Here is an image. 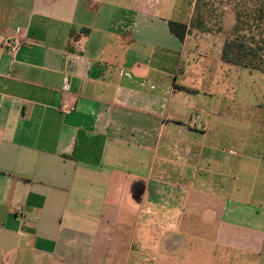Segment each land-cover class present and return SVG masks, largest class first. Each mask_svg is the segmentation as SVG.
I'll return each instance as SVG.
<instances>
[{
  "label": "crops",
  "instance_id": "1",
  "mask_svg": "<svg viewBox=\"0 0 264 264\" xmlns=\"http://www.w3.org/2000/svg\"><path fill=\"white\" fill-rule=\"evenodd\" d=\"M164 2L0 0V264H130L139 225V251L153 228L181 243L167 233L198 226L213 196L226 197L220 226L248 231L264 260V145L214 185L220 134L244 152L251 142L191 116L190 80L207 62H183L191 36L170 32ZM12 38L23 42L15 52ZM153 179L182 184L168 188V214L148 201Z\"/></svg>",
  "mask_w": 264,
  "mask_h": 264
},
{
  "label": "rangeland",
  "instance_id": "2",
  "mask_svg": "<svg viewBox=\"0 0 264 264\" xmlns=\"http://www.w3.org/2000/svg\"><path fill=\"white\" fill-rule=\"evenodd\" d=\"M204 1L208 3V6L203 3L200 6V15L205 17L203 28L192 26L193 19L198 17V12L194 11L196 0H165L164 5L168 11H164L161 16L167 18L169 16L179 22L187 21L191 25L190 34H188L191 36L190 43L183 54V62L192 63L199 59L207 62V65L201 66L198 72L197 76L201 78L190 80L192 86L199 90L196 102L200 106L188 103L190 110L194 112L191 114L193 119L198 121V124L203 123L206 126L211 122L223 126V128L235 125L237 136L242 135L251 142L253 152H244L228 140L227 132H222L216 140L217 145H215L212 156L216 157L217 163L221 165V170L215 169L220 172V176L216 177L218 179L214 180V185L221 184L223 186L229 183L228 173L229 167H231L229 165L232 160L234 158L239 160L247 155L250 157L259 156L264 145L262 137L264 136V73L235 65L217 64L221 60L224 40L233 26L234 17L228 11L220 21L221 17L218 13L221 12V8L227 6H221L220 0ZM220 25H223V32L219 30ZM191 44L193 47L200 48H193ZM188 101L190 100L188 99ZM261 141L263 144L259 143ZM209 155L211 156V153L206 149L204 159L206 160ZM211 175L213 174H208V177L211 178ZM178 182L168 179H153L150 182V192L156 194L154 195L155 201L152 196L148 201L151 205H157L153 207L154 209L159 208L162 212L165 210L168 214V188H171L170 184L176 183V187L181 188L182 184ZM248 182L251 185L253 180L250 179ZM202 183L203 181H201ZM189 189H184V191H189ZM213 197H205V209L199 214L198 226L189 219V225L182 231L170 229V232L167 233L166 241L168 238H174L175 235H181V243L166 244L163 232L159 228H153L157 231L155 242L153 241L146 247L141 245L142 248L139 251L137 246L141 240V231L145 228L142 224L139 225L135 243L132 241L129 245L133 251L130 264L134 263L133 261L139 254L147 258L149 264H264V260L254 258V255L262 252L260 250L262 247L255 243L254 238H250L251 234L247 233L248 231L230 225L220 226L222 205L226 197H222V199ZM238 198L250 201L251 197L242 194ZM182 210L180 209L179 213L186 214L187 216L184 218L191 216L189 209ZM166 224L168 225V220ZM154 243L156 248L153 247ZM258 251L261 252L256 254L255 252ZM153 257L154 259H152Z\"/></svg>",
  "mask_w": 264,
  "mask_h": 264
},
{
  "label": "trees",
  "instance_id": "3",
  "mask_svg": "<svg viewBox=\"0 0 264 264\" xmlns=\"http://www.w3.org/2000/svg\"><path fill=\"white\" fill-rule=\"evenodd\" d=\"M201 3L196 0L194 11L198 17L193 19L192 26L203 28L205 17L201 14ZM222 18L228 11L234 17V23L228 31L221 50V60L229 65L247 68L264 73V0H220ZM210 4V3H209ZM170 32L181 42L190 34V23L175 20L168 22ZM223 32V25L219 26Z\"/></svg>",
  "mask_w": 264,
  "mask_h": 264
},
{
  "label": "built area",
  "instance_id": "4",
  "mask_svg": "<svg viewBox=\"0 0 264 264\" xmlns=\"http://www.w3.org/2000/svg\"><path fill=\"white\" fill-rule=\"evenodd\" d=\"M23 45V42L19 38H12L6 41L5 46L9 48L12 52L17 51L21 46ZM63 111H68L70 107L68 105L63 106ZM22 207H18V211L22 212Z\"/></svg>",
  "mask_w": 264,
  "mask_h": 264
}]
</instances>
